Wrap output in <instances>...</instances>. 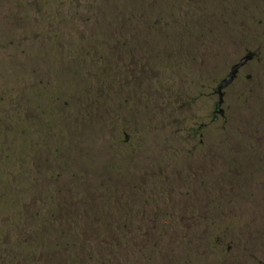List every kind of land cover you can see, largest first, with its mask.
I'll use <instances>...</instances> for the list:
<instances>
[{
  "label": "rangeland",
  "instance_id": "rangeland-1",
  "mask_svg": "<svg viewBox=\"0 0 264 264\" xmlns=\"http://www.w3.org/2000/svg\"><path fill=\"white\" fill-rule=\"evenodd\" d=\"M35 8L48 17L26 33L30 61L0 64L5 106L20 105L0 103V264H264V47L223 119L209 95L264 40V0ZM123 134L146 153L112 146ZM142 157L146 184L129 169ZM194 215L215 224L174 222Z\"/></svg>",
  "mask_w": 264,
  "mask_h": 264
},
{
  "label": "flooded vegetation",
  "instance_id": "flooded-vegetation-1",
  "mask_svg": "<svg viewBox=\"0 0 264 264\" xmlns=\"http://www.w3.org/2000/svg\"><path fill=\"white\" fill-rule=\"evenodd\" d=\"M39 17L40 19H45L47 20V12H41V10H36L35 8V0H0V64L3 63V61H6V63H9L11 61H14L16 64H21L24 62H29V48L30 45L32 44H28L26 46H24L23 41L26 40L27 35L26 33H31V29L30 27H33L36 18ZM21 33H25L24 35H20ZM51 36H49V39H53L50 38ZM47 38V42L51 43V42H55L53 40H49ZM254 39V51L249 52L246 50V53H253V57L251 60L247 61L242 67H240L233 79V81L231 82V84L236 80V78L239 76L240 71L243 67H245L248 63L253 62L254 60H257L260 49L264 47V40L261 37V34L256 33L253 37ZM60 41L62 42L61 38ZM40 44V46H42V44L40 42H38ZM69 43V42H68ZM56 44V43H54ZM65 43H62L60 46H63L62 48L64 49ZM33 46V44H32ZM47 46H50L49 44H47ZM73 48V47H72ZM82 47H77L75 46V51L71 52L68 51L66 52V54H68V56L70 54H74V55H80L81 51H82ZM92 49H94L93 53L95 55V58L97 59H102L101 56H97L99 54L98 52V48L97 47H93ZM248 49V48H247ZM10 51V53H9ZM24 54L23 56V60H20V53ZM63 52H65L63 50ZM86 55H89V53H86ZM100 55V54H99ZM127 55V52L123 51L122 53H120V56L122 58H125ZM244 55V56H245ZM80 58V57H79ZM112 58H116L115 55H112ZM5 63V62H4ZM235 65V64H234ZM232 65V66H234ZM232 66L229 68V70L227 71L225 77L227 75H229L230 70L232 68ZM224 77V78H225ZM223 78V79H224ZM246 79H250L249 75L245 76ZM221 79L212 90H210V94L211 96L217 97V101L213 103L212 106V111H211V121L215 122L216 119L219 117L221 119L224 118V107H225V98H226V93L225 90L231 85L227 86L225 89H223L221 91V97L219 95L218 92V86L220 84V82L223 80ZM19 81V80H18ZM32 81H37L36 78H33ZM111 87H113V93L115 92V85L116 83L114 81H111ZM17 97L19 99V96L14 95V97ZM12 98V97H11ZM10 98V100L8 99V97H6L5 91H0V103H3V107H5L6 109L4 110V113H9L11 111L14 112V110H18L19 109V102L18 100L15 101L13 100L12 104L13 106L6 107L5 105H7V103L5 102H10L12 99ZM221 101V104L218 105V102ZM126 101H121V103H125ZM2 106H0V110H2L1 108ZM9 111H8V110ZM6 111V112H5ZM117 117H114V122ZM204 125H200L198 127V129L195 131V136L197 137V135H199V130L201 128H203ZM135 138L127 136L126 134H123L122 139L118 138V137H114L112 139V146H119L122 145L124 146L125 149H127L128 151L131 152L135 151L136 148H142V145L145 146L144 152L146 151L147 147H146V140L145 139H140L139 142H137ZM1 145H3V142L0 143ZM145 144V145H144ZM113 153V152H112ZM129 153V152H128ZM146 153V152H145ZM144 153V154H145ZM116 155V152L114 153V156ZM132 162L130 161L129 163V169H137L139 168L140 170V174H141V181L140 183L142 184H146L147 183V179H148V175H147V159L146 158H141L140 162L134 163L133 165H130ZM129 183H131V181L129 180ZM128 185V184H127ZM131 185V184H129ZM142 186V185H141ZM140 187V186H139ZM131 191H136V190H141L137 189L136 185L130 186ZM172 189V187H171ZM108 190V188H107ZM189 209L186 210V212H189V210H193L194 207L193 206H188ZM50 218V217H49ZM126 223L131 224L132 221L128 219L125 220ZM150 224H157V221L155 218H152L150 221ZM175 224H197V225H202V224H206L209 225L211 224V222H214V220H210L209 217H201V216H179L177 218H175ZM186 222V223H185ZM230 246H227V248L225 249L226 251H229Z\"/></svg>",
  "mask_w": 264,
  "mask_h": 264
},
{
  "label": "water",
  "instance_id": "water-1",
  "mask_svg": "<svg viewBox=\"0 0 264 264\" xmlns=\"http://www.w3.org/2000/svg\"><path fill=\"white\" fill-rule=\"evenodd\" d=\"M253 53H247L245 56H243L234 66H232L229 75H227L219 84L218 86V92L221 97V91L225 89L227 86L231 84L233 81L238 69L242 67L247 61L251 60L253 57ZM221 104V101L218 102V105Z\"/></svg>",
  "mask_w": 264,
  "mask_h": 264
}]
</instances>
